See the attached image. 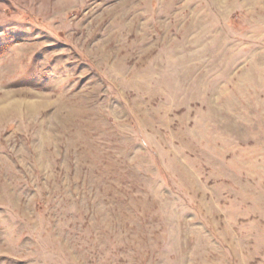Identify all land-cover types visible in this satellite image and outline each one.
<instances>
[{"label": "rangeland", "instance_id": "1", "mask_svg": "<svg viewBox=\"0 0 264 264\" xmlns=\"http://www.w3.org/2000/svg\"><path fill=\"white\" fill-rule=\"evenodd\" d=\"M0 264H264V0H0Z\"/></svg>", "mask_w": 264, "mask_h": 264}, {"label": "trees", "instance_id": "2", "mask_svg": "<svg viewBox=\"0 0 264 264\" xmlns=\"http://www.w3.org/2000/svg\"><path fill=\"white\" fill-rule=\"evenodd\" d=\"M4 47H0V54L3 52Z\"/></svg>", "mask_w": 264, "mask_h": 264}]
</instances>
